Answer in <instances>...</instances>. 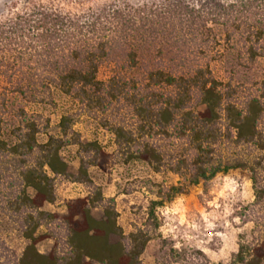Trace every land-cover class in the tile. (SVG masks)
Returning a JSON list of instances; mask_svg holds the SVG:
<instances>
[{
    "label": "trees",
    "instance_id": "obj_1",
    "mask_svg": "<svg viewBox=\"0 0 264 264\" xmlns=\"http://www.w3.org/2000/svg\"><path fill=\"white\" fill-rule=\"evenodd\" d=\"M260 56L264 0L10 1L0 17V183L12 170L8 207L25 240L17 264H140L151 239L142 228L124 234L114 199L90 177L89 168L112 154L82 141L69 114L58 135L39 140L40 116L22 102L67 96L113 135L123 162L180 175L175 185H156L149 218L191 185L233 169L251 180L257 206L264 202V76L237 81L235 73ZM69 145L76 173L60 154ZM57 178L88 188L65 202L64 214L41 209L55 202ZM253 231L255 240L218 264H264V213ZM44 237L53 241L47 253L37 248Z\"/></svg>",
    "mask_w": 264,
    "mask_h": 264
},
{
    "label": "rangeland",
    "instance_id": "obj_2",
    "mask_svg": "<svg viewBox=\"0 0 264 264\" xmlns=\"http://www.w3.org/2000/svg\"><path fill=\"white\" fill-rule=\"evenodd\" d=\"M10 1L12 0H0V17L7 12ZM129 1L143 4L156 0ZM225 59L229 60L228 67L235 70L237 61L234 56L228 55ZM237 70L235 73L237 81H243L249 76H264V56L256 58L249 69L238 67ZM107 72L108 68L104 67L101 75ZM22 103L27 112L40 116L41 131L37 136L39 140H44L47 135H58L60 117L69 114L72 129L80 135L82 141H97L104 151L112 154L109 162L102 168L90 167L89 174L94 183L102 188L104 197L114 199L117 223L124 234L142 228L151 235L141 254L140 264L226 263L234 252L232 249L237 250L239 243H250L255 240L257 232L253 233L254 221L260 219L264 213V202L251 206L254 200L252 183L241 171L233 169L227 173H218L206 182L191 185L186 193L177 195L172 201L158 207L154 213L155 218H149L147 206L151 200L157 199L156 185L165 187L175 185L183 180L180 175L167 170L154 173L145 164L123 162V159L115 154L113 135L100 126L98 118L81 110L67 96L54 92L51 101ZM44 123H47V126L44 127ZM75 151V145L65 146L60 151L72 173H76L79 165ZM4 173L6 179L0 183V264H17L25 240L22 238L17 219L11 215L8 207V199L13 197L15 191V186L10 187L8 183L14 173L12 174L10 169ZM225 177L235 182V192L227 194V199L218 198L217 194L225 183ZM79 184L57 178L55 202L45 203L41 209L64 214V205L68 199L84 197L88 193L87 186ZM28 192L33 193L32 189H28ZM179 198L183 199L182 207L186 209L184 223H180L179 214L172 217L162 213V209L172 207ZM213 200L219 207L210 206ZM225 212L227 215H224ZM202 213L208 215L209 222L214 224L213 228L207 227ZM92 214L95 218H100L102 211L96 208ZM192 224H197L198 230H193L190 227ZM165 226L174 227L175 231L166 234L161 231ZM36 233L44 234L45 227H39ZM185 233L194 239L186 240ZM217 233L223 235L218 236ZM52 243V239L44 237L37 243V248L40 252L47 253Z\"/></svg>",
    "mask_w": 264,
    "mask_h": 264
},
{
    "label": "clouds",
    "instance_id": "obj_3",
    "mask_svg": "<svg viewBox=\"0 0 264 264\" xmlns=\"http://www.w3.org/2000/svg\"><path fill=\"white\" fill-rule=\"evenodd\" d=\"M60 7H64V5H60ZM195 7L198 8L199 5H195ZM234 192H235V182L230 180L228 177H225V183L223 184V187L220 189L219 193L217 194V197L218 198L219 197H224L225 199H227L228 198L227 194H231V193H234ZM182 204H183V199L179 198L174 203V205L172 207H166V208L162 209L163 215H165V216L171 215L172 217H175V216H177V214H179L180 223H184L185 222V220H184V212L186 211V209H184L182 207ZM213 205L216 206V207H219V205H217L215 203V200L210 202V206H213ZM225 208L227 209V205L225 206ZM224 215H227V212H225ZM202 216H203V219H204L205 223L207 224V227L208 228H213L214 224L209 222L208 215H204L202 213ZM213 219H215V216H213ZM190 227L193 230H198V225L197 224H192V225H190ZM161 231L165 232L166 234H168V233L174 232L175 229H174V227L165 226L164 228L161 229ZM217 235L218 236H222L223 234L222 233H217ZM185 239L186 240H191V239H194V237H191L187 233H185ZM232 250L235 251L236 249L233 248Z\"/></svg>",
    "mask_w": 264,
    "mask_h": 264
},
{
    "label": "built area",
    "instance_id": "obj_4",
    "mask_svg": "<svg viewBox=\"0 0 264 264\" xmlns=\"http://www.w3.org/2000/svg\"><path fill=\"white\" fill-rule=\"evenodd\" d=\"M73 184H77V185H80L79 183H77V182H73Z\"/></svg>",
    "mask_w": 264,
    "mask_h": 264
}]
</instances>
